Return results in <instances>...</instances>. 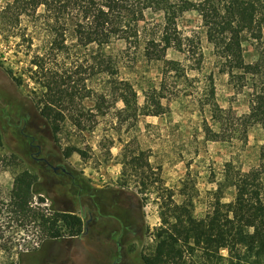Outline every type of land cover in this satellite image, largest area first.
I'll return each instance as SVG.
<instances>
[{"label":"rangeland","instance_id":"374dc122","mask_svg":"<svg viewBox=\"0 0 264 264\" xmlns=\"http://www.w3.org/2000/svg\"><path fill=\"white\" fill-rule=\"evenodd\" d=\"M162 23L160 13L147 11L141 26L157 31L155 26ZM177 29L199 42V65L174 50L160 62H147L140 48L126 49L117 43L105 49L119 60L117 78L136 93L127 108L112 97L99 101L96 93L105 90L91 72L95 49L81 53L82 69L74 73L86 79L81 92L86 98L77 100L64 115L82 116L88 122L79 130L67 120L56 141L32 101L38 91L28 72L32 53L19 50L16 39L0 38V210L6 212L14 178L27 171L37 177L32 207L72 213L82 220L78 237L53 241L36 227L8 222L4 215L0 235L8 249L0 251V264H142V257L153 251L152 234L160 224L156 192L161 185L175 193V201L180 200L178 191L187 186L193 215L202 218L227 164L242 172L258 165L264 156V131L259 125L247 129L244 143L236 127L232 144L206 138L207 127L218 131L207 106L210 78L215 103L228 119L247 117L249 105L246 94L235 91L228 76L219 73L216 50L198 15L184 13ZM244 50L245 63L253 66L254 48L245 44ZM172 63L179 64L177 72L171 70ZM152 99L159 101L161 110L157 116H145L155 111ZM139 152L145 153L148 168L137 172L156 181L147 190L128 165ZM35 158L44 159L51 168ZM53 167L64 168L66 174L54 173ZM234 196L233 188H226L222 203L232 202Z\"/></svg>","mask_w":264,"mask_h":264},{"label":"trees","instance_id":"16d2710c","mask_svg":"<svg viewBox=\"0 0 264 264\" xmlns=\"http://www.w3.org/2000/svg\"><path fill=\"white\" fill-rule=\"evenodd\" d=\"M263 1L11 0L2 5L0 0V38L6 42L16 39L19 50L32 53L29 78L38 86L33 93L36 99L32 101L56 141L67 120L79 130L88 122L82 116L67 119L64 115L69 107L75 108L77 100L86 98L81 93L86 79L76 78L78 74L74 73L82 69L81 53L95 49L91 72L100 78L105 90L96 93L99 101L104 103L107 97H112L127 108L136 100V93L117 78L119 60L105 49L117 43L126 49L140 48L147 62H160L169 50H174L186 61L199 65L202 58L199 42L183 37L177 29V20L184 13L195 12L212 39L219 73L228 76L235 91L246 94L249 105L247 117L228 119V113L215 103L210 78L207 106L218 131L213 133L207 127L206 138L232 144L236 127L244 143L252 124L264 131ZM147 11L163 16V23L155 26L157 31L141 26ZM245 44L256 52L253 66L245 63ZM73 57L75 61L69 62ZM171 65V70H179L178 63ZM16 82L17 86L21 84L20 79ZM151 104L155 111L145 116H157L161 110L158 100L152 99ZM70 154L67 149L66 158ZM144 157L145 153L139 152L128 165L141 178L142 189L147 190L156 181L150 182L143 171L137 172L148 168ZM222 178L202 218L193 215V197L186 194L187 186L178 191L179 201L174 200L175 193L165 185L157 189L160 224L152 234L153 251L142 257V264H264V156L247 172L235 171L231 163L227 164ZM36 186L35 175L27 171L18 174L6 212L0 210V220L6 215L10 218L8 222L36 227L47 240L78 237L82 220L77 215L32 207ZM226 188H233L235 196L232 202L223 204ZM4 243L0 235V251L8 249Z\"/></svg>","mask_w":264,"mask_h":264},{"label":"flooded vegetation","instance_id":"af4514ba","mask_svg":"<svg viewBox=\"0 0 264 264\" xmlns=\"http://www.w3.org/2000/svg\"><path fill=\"white\" fill-rule=\"evenodd\" d=\"M38 155L40 154L39 152L37 153ZM36 159V158H35ZM37 161L40 162H44L49 168H51V166L48 164L47 161H45L44 159H36ZM54 173H58L59 171H61L62 174H66V170L64 168H60V167H53L52 168ZM119 242V241H118ZM120 246V245H119Z\"/></svg>","mask_w":264,"mask_h":264}]
</instances>
